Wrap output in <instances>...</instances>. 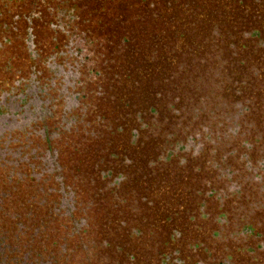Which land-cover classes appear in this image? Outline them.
Here are the masks:
<instances>
[{
	"label": "rangeland",
	"instance_id": "1",
	"mask_svg": "<svg viewBox=\"0 0 264 264\" xmlns=\"http://www.w3.org/2000/svg\"><path fill=\"white\" fill-rule=\"evenodd\" d=\"M217 1L223 8H216L213 12L205 13L184 7L174 12L176 19L181 20L179 24L175 20V55L169 53L171 57L159 59L154 47L149 43L145 44L143 50H150V58H133V65L131 64L129 70L130 74L139 72L142 62L152 66L150 77L141 76L134 81L136 85L131 92V98H135L136 106L125 110L118 109L113 97L108 100L106 110H101V115L110 119H106L99 126V132H111L110 140L113 142L112 146L107 142L105 146L96 148V151L97 155L105 159L104 163L109 165L114 174L107 181H102L103 185L97 184V190L93 188L92 193L89 188L94 185L89 181L82 182L83 175L70 179L72 188L75 187L79 194L83 186L88 190L82 196L83 202L75 208L73 224L83 226L79 227L82 230L87 226H94L98 238L90 254L89 248L87 252L82 251L80 247L84 248L89 239L94 245V234L91 238L87 236L88 230H83L84 240H80L73 256L77 260L76 264H86L81 256H88L96 264H124L130 258L139 264H185V261L187 264H229V258H217L213 252L220 250V243L226 245L222 239L230 235L228 231V235L222 231L231 227L233 198L229 194L226 198L224 193H216L213 188L219 183L224 191L230 188L229 179L224 181L222 178L224 173H230L231 170L244 172L248 165L252 170L258 171L260 164L264 165V83H259L260 80L254 79L252 75L245 76L249 67L251 73L260 72L259 65L264 66V51L258 52L257 40L250 39L248 50L251 53L249 56L244 54L248 70L241 77L235 76L231 66L238 64L239 59L230 57V51L226 49L228 43L214 44L211 39L213 31H220L230 34V37L224 38L231 40L233 30L239 32L240 28H215L206 19L221 17V21L234 23L241 16L255 17L252 7L258 9L263 5L264 11V4L260 3L261 0H245L246 6L242 9L238 6L231 9L228 0ZM92 14L95 15L94 12ZM127 14L124 11V15ZM149 15L150 13L145 14V25L149 21ZM252 28L253 26L249 27ZM151 39L154 42L156 36H151ZM127 51L129 55L134 54L130 46L118 47L115 53L125 55ZM173 59L176 62L175 67L169 65ZM261 81H264V75ZM241 83L245 85L240 90L241 94L237 95L236 85ZM248 86L250 89H247ZM175 98L180 99L177 110H167L166 105ZM237 103L248 109L243 110L240 116L237 115L240 110H230ZM55 104L56 113L58 112L55 119L59 121L60 102ZM155 105L159 109L156 114L149 115L147 109ZM195 107L198 110H193ZM72 112L76 117L81 115L80 110ZM224 112L230 113L227 117L229 119L234 120L237 117V130L231 134L225 132L227 121L224 120ZM137 115L140 117L137 118ZM140 118L148 124L146 130L137 127ZM116 127L121 131L120 134H114L110 130ZM217 134L223 137L216 139ZM190 136L194 137L192 146L188 144ZM244 142L247 146L243 145ZM119 143L125 149V158L122 156L119 161L111 164L103 155H106L109 145L114 148ZM180 144L186 145V151ZM37 147L38 145L32 144L28 150ZM83 148L84 146L80 148V152L85 150ZM174 148V156L168 157V150ZM71 162L79 164L75 159ZM17 169L19 174L32 175L25 165H20ZM77 169L82 171V167ZM106 171L108 170H101L100 175L108 177ZM258 173L264 177V169ZM232 180L235 182L237 178ZM40 183L36 188L38 193L58 204V183L53 179L43 178ZM204 188L208 218L200 210L203 199L199 196V191ZM108 191L113 194L107 193ZM99 192L104 194H98ZM106 196L108 199H105ZM246 197L248 196L245 193L241 194L240 202H244ZM251 197L253 201L258 200L256 193H252ZM208 199L222 200L226 206V217L220 212L214 213L213 209L210 210ZM22 203L21 201L18 205L21 214L25 212L21 207ZM210 203L212 207L213 201ZM4 204L14 208L11 203ZM96 204L99 206H95ZM93 209H97L101 217L92 216L95 211ZM191 217L198 218L199 221ZM213 220L222 224V230ZM218 229L221 233L219 236L214 232ZM230 243L229 238L227 244ZM244 260H249V264L254 263L252 256L231 259L234 262Z\"/></svg>",
	"mask_w": 264,
	"mask_h": 264
},
{
	"label": "trees",
	"instance_id": "2",
	"mask_svg": "<svg viewBox=\"0 0 264 264\" xmlns=\"http://www.w3.org/2000/svg\"><path fill=\"white\" fill-rule=\"evenodd\" d=\"M227 2L230 4L229 7L231 9L237 6L242 9L246 6L245 0H228ZM218 3L217 0H79L73 3L75 8L70 7L68 10L72 12L76 11V13L80 14L75 17L76 19L74 21L90 41L93 51V68L91 69V73L94 76V91L97 94L94 97V110H91L93 120L89 123L90 127L88 129L80 124L75 128V133L66 136L69 146L80 149L78 146L82 142L83 149H86L85 152L70 151L66 157V153H63L62 158H60L57 150L58 136L47 134L45 137L49 141V153L46 156V159H48L46 165H49L50 169L60 170L61 163L67 160L71 161L73 158L79 163L76 166L79 168L82 167L81 170L86 172L87 170L84 169V166L87 164L86 160L91 159L93 161L89 162V165L97 169L95 168L98 165L97 162L100 161L102 163L105 159L97 155L96 148L105 146L107 142L111 143L112 146L113 142V140H110L112 138L111 132H99V126L106 119H110L101 115V110H106L108 100L113 97L116 99L118 109L125 110L135 107V98H131V92L136 85L134 81L141 76L150 77L149 75L152 74V66L145 62L140 64L139 72L135 71L134 74H130L129 70H131V66L133 65L132 59L137 56L142 58L147 56V58H150V50H143L144 45L147 43L154 47L153 49L157 51V58L159 59L171 57L169 53L175 55L174 50H177V47L174 46L176 39L174 27L177 25L175 20L178 21V24L181 20H177L176 15H173V13L180 11L183 7L209 13L216 10V8H223ZM260 3L264 4V0H261ZM252 9H254L255 17L241 16L234 23L231 21H221L222 18L220 16V18L213 20L206 19L210 20V25L213 24L215 28L219 26L240 28L239 32L231 28L234 29L231 40H225L224 38L230 37V34H223L220 31H213L211 39L214 44L219 42L228 43L226 49L230 51V57L234 60L239 59L238 64L233 67L231 66L232 71L235 72V76L239 77H241V74L245 70H248L245 55L248 54L249 56L251 53L248 50V42L250 39L257 40L258 52L261 53L264 51V37H262L264 35L263 5L258 9L254 7ZM124 11L128 12V14L124 15ZM146 13H150V15L148 17L149 21L145 25L143 20L145 19ZM60 19L62 20V18ZM60 25L64 26L63 24ZM251 26L253 28L249 29ZM57 27L60 26L58 25ZM159 35L162 36L158 39ZM151 36H156L154 42ZM121 46H130L134 54L129 55L128 51L125 55L115 53L116 48ZM212 46L215 47L214 45ZM86 57L88 58V56ZM175 64L176 62L173 59L169 65L175 67ZM250 69L249 67L248 73L245 76L252 75L254 79L260 80L259 83H264V81H261L264 75V66L259 65V73H251ZM244 85L245 83L236 85L237 95L241 94L240 90ZM247 89H250L249 86ZM179 102L180 99L175 98L172 103L166 105V109L177 110ZM158 109L159 107L155 105L150 106L147 110L149 115H153L156 114ZM196 109L198 110L197 107L193 110ZM232 109L240 110L237 113L238 116L243 113V110H248L247 107L238 103L235 105V108L234 106L230 108V110ZM116 113H118V110ZM39 114L38 116L41 117L42 114ZM229 114H225L224 112L223 115L224 120L227 121L225 132L231 134L237 130L235 123H238L235 122L237 117L234 120L227 118L230 116ZM44 117L43 115L41 119ZM139 117L137 115V118ZM140 119L137 127L140 130H146L148 124L142 118ZM110 130L114 134H120L121 132L117 127ZM134 135H136L135 132ZM220 137H223V135H216V139H220ZM193 138L192 136L189 137V146H192ZM180 145L186 151V145ZM111 146L109 145V150L106 152V155H103V157H108L107 159L111 164L119 161L122 156L125 158V149L120 146V143L114 148H111ZM2 153L3 151L0 150V264H76L77 260L73 259V256L77 252V245H79L80 240H84L82 239L84 229L86 231L88 230L87 236L92 238L94 234L92 238L94 245L90 242L91 239H89L88 244L86 243L84 248L80 247L84 252H87L89 248L88 251L90 254L98 241L97 233L94 231L95 227L87 226L82 230L79 227L81 228L83 226L77 223L73 224L74 211L71 210L68 202L64 198L58 201L60 209L55 210L56 203L49 197V200L45 196L43 198L41 193H38V190H36L37 186H39V181L33 175L26 176L16 172V165L7 163V154L4 155ZM107 153L110 154L107 155ZM174 153L175 148L174 150H168L167 156L173 157ZM83 156L88 158H84ZM101 176L99 172L94 170L90 171L89 174L86 172L85 176L81 178L83 179L82 182L89 181L93 183L94 186L92 185L93 187L89 188L92 193L93 188L97 190V186H100L102 181H104V178ZM222 178L226 181V178L230 179L231 176L229 173H224L222 174ZM70 179L66 178L57 181L61 187L65 185L69 187L73 185ZM82 189L81 192L85 193V186ZM107 193L111 192L108 191ZM98 194L103 195L104 193L99 192ZM105 199H108L107 196ZM20 200L23 202L21 207L25 211L23 214L18 210ZM6 202L11 203L14 208L8 204H4ZM95 206H99V204ZM98 215L101 217L99 211L96 209L92 216ZM81 258L85 260L86 264H96L88 256H81ZM106 263L101 262L98 264ZM129 263L139 264L133 258L128 259V261L125 260L124 262V264Z\"/></svg>",
	"mask_w": 264,
	"mask_h": 264
},
{
	"label": "flooded vegetation",
	"instance_id": "3",
	"mask_svg": "<svg viewBox=\"0 0 264 264\" xmlns=\"http://www.w3.org/2000/svg\"><path fill=\"white\" fill-rule=\"evenodd\" d=\"M78 1L0 0V150L2 154H7V163L16 165L15 170L25 165L39 181L38 185L41 178L57 182L59 201L64 198L74 212L88 190L79 194L74 186L61 187L57 180L78 177L80 174L85 176L86 172L94 170L101 174V170L107 169L105 173L109 176L102 175L107 177L104 178L107 181L114 174L108 164L100 161L95 167L97 169H94L86 160V172L79 171L69 160L61 163L60 170L50 169L46 165L49 153L47 134L58 136L60 158L63 153H66V157L70 151H80L68 145L66 136L75 133V128L80 124L88 129L93 120L91 110H94V97L97 95L91 73L93 51L90 41L74 21L80 14L68 10L75 8L73 3ZM57 102L61 106L59 121L55 119ZM74 110H80L81 115L76 117L72 112ZM39 113L45 117L41 119ZM80 143L78 148L83 147ZM32 144L38 147L28 150ZM243 145L247 146V143ZM249 167L246 166L244 172L231 170L230 188L226 191L222 190L220 183L213 188L216 193L219 191L225 194L224 197L230 195L233 198L231 227L222 231L226 234L228 231L230 235L222 239L226 245L220 243V250L213 252L217 258H229V264H249V260L231 261L235 257L248 256H252L253 264H264V260H261L264 258V177L258 173L264 169V165L261 163L258 171ZM214 174L218 178L217 172ZM235 177L237 180L234 182L232 179ZM204 192L205 188L199 191L203 199L200 210L208 218ZM244 193L248 197L240 202L239 196ZM252 193L258 195V200L253 201ZM208 200L213 201L212 207L208 202L210 210L226 217L223 198L221 201ZM59 206L56 204L55 210L60 209ZM221 226L218 224L222 230ZM220 229L214 231L218 236ZM229 238L230 245L227 244Z\"/></svg>",
	"mask_w": 264,
	"mask_h": 264
}]
</instances>
